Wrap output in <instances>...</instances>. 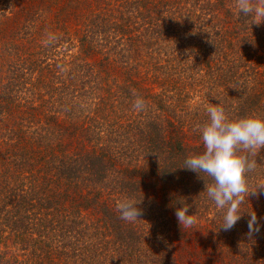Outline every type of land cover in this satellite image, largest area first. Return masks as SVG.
I'll list each match as a JSON object with an SVG mask.
<instances>
[{"label":"trees","instance_id":"1","mask_svg":"<svg viewBox=\"0 0 264 264\" xmlns=\"http://www.w3.org/2000/svg\"><path fill=\"white\" fill-rule=\"evenodd\" d=\"M251 20L235 0H0V264H264V194L224 231L211 178L182 167L207 107L264 117Z\"/></svg>","mask_w":264,"mask_h":264},{"label":"clouds","instance_id":"2","mask_svg":"<svg viewBox=\"0 0 264 264\" xmlns=\"http://www.w3.org/2000/svg\"><path fill=\"white\" fill-rule=\"evenodd\" d=\"M237 15L252 17L251 23L259 26L264 22V0H235ZM146 107L145 100L137 96L133 108L141 111ZM209 122L197 126L204 151L185 158L182 167L198 174L205 181L207 197L214 202L217 210L223 212L219 225L224 231L231 230L241 219L244 211L241 205L249 195L259 197L264 194V182L250 187L248 174L257 168L256 156L264 147V117L247 116L229 119L225 109L219 105L206 109ZM203 174V175H202ZM141 200V199H140ZM140 200L125 199L118 205L120 218L134 222L141 217ZM180 207L175 216L180 226L190 228L197 223V217L189 214V205L179 201ZM249 234L258 233L260 224L254 211L248 212Z\"/></svg>","mask_w":264,"mask_h":264}]
</instances>
